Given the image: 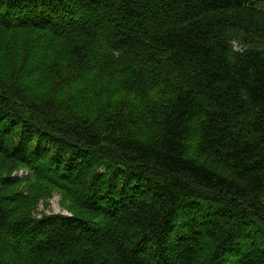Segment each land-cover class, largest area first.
<instances>
[{
    "label": "trees",
    "instance_id": "16d2710c",
    "mask_svg": "<svg viewBox=\"0 0 264 264\" xmlns=\"http://www.w3.org/2000/svg\"><path fill=\"white\" fill-rule=\"evenodd\" d=\"M259 1L0 0V264H264Z\"/></svg>",
    "mask_w": 264,
    "mask_h": 264
},
{
    "label": "rangeland",
    "instance_id": "374dc122",
    "mask_svg": "<svg viewBox=\"0 0 264 264\" xmlns=\"http://www.w3.org/2000/svg\"><path fill=\"white\" fill-rule=\"evenodd\" d=\"M258 5L264 7V0H260ZM236 48H240L239 45L236 44ZM24 174V170H20L15 173V175L22 176ZM44 212L46 214H63L68 215L70 214L67 210L66 206L62 203V199L60 195L55 194L53 198L49 199L48 207L45 204H41L38 213L39 215Z\"/></svg>",
    "mask_w": 264,
    "mask_h": 264
}]
</instances>
